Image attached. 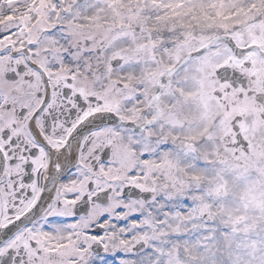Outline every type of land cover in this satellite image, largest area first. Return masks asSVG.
I'll use <instances>...</instances> for the list:
<instances>
[{"label":"snow or ice","instance_id":"1","mask_svg":"<svg viewBox=\"0 0 264 264\" xmlns=\"http://www.w3.org/2000/svg\"><path fill=\"white\" fill-rule=\"evenodd\" d=\"M0 264H264V0H0Z\"/></svg>","mask_w":264,"mask_h":264}]
</instances>
